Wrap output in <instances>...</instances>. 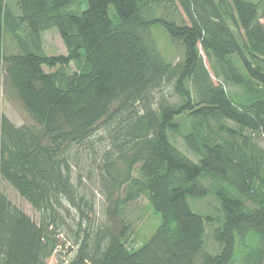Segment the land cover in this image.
<instances>
[{"label":"trees","instance_id":"1","mask_svg":"<svg viewBox=\"0 0 264 264\" xmlns=\"http://www.w3.org/2000/svg\"><path fill=\"white\" fill-rule=\"evenodd\" d=\"M83 1L0 0V94L30 119L0 115V181L41 216L0 193V264H51L62 239L56 264H264V0ZM52 30L66 55L46 52ZM210 196L214 214L190 207ZM143 197L161 225L130 250Z\"/></svg>","mask_w":264,"mask_h":264},{"label":"rangeland","instance_id":"2","mask_svg":"<svg viewBox=\"0 0 264 264\" xmlns=\"http://www.w3.org/2000/svg\"><path fill=\"white\" fill-rule=\"evenodd\" d=\"M251 1H253L254 3H259L261 0ZM86 2L87 0L83 1V8H86ZM162 31L164 32V30ZM162 31H154L158 46L167 61H175L176 55L168 40L169 37L165 32L163 33ZM45 47L48 50V55L59 56L67 54L66 47L57 30H52L46 34ZM206 64L208 69L211 70L210 63L206 62ZM68 71L69 73L76 71L75 66L72 64L69 67ZM214 82L216 84L220 83L217 79H214ZM227 89L230 93L239 91L235 88L231 89L230 87H227ZM0 115L6 116L17 127L30 124L29 117L20 109V107L16 104L7 102L6 98L2 97L1 94ZM183 131L184 133H186L187 129H183ZM171 141L190 160L198 164L199 160L186 149L181 136L171 135ZM258 142L262 147H264V141L261 138H259ZM203 183L210 187V189L213 191L217 189V187H219V184L210 179H204ZM84 184L86 186L85 196L87 197L88 201H90L95 207V214L90 213V218L92 222L95 221L98 225L102 221H104L103 211L107 206L106 199L103 193H101L98 184H93L89 180H87V182L85 181ZM0 193L6 195L14 206L23 211L35 223L40 224V214L36 212L29 203L22 199L11 186L6 184L2 180L0 181ZM188 202L192 210L198 214H214V212L217 211L218 207V203L213 196H210L208 199H205L203 201H194L189 199ZM125 212L129 223L132 225L131 235L128 238L127 246L130 250H135L152 238V236L156 233L161 225V218L154 213V211L150 208L147 199L144 197L127 207ZM72 214L75 215V213L73 212ZM64 241L65 239H62V247H60L57 251L56 257L51 260V264H56L57 259L59 258H61L62 261H67L74 255L72 243L66 244Z\"/></svg>","mask_w":264,"mask_h":264},{"label":"crops","instance_id":"3","mask_svg":"<svg viewBox=\"0 0 264 264\" xmlns=\"http://www.w3.org/2000/svg\"><path fill=\"white\" fill-rule=\"evenodd\" d=\"M46 36V35H45ZM44 42H45V37H44ZM46 48V47H45ZM46 50H47V48H46ZM47 53H48V50L46 51Z\"/></svg>","mask_w":264,"mask_h":264}]
</instances>
